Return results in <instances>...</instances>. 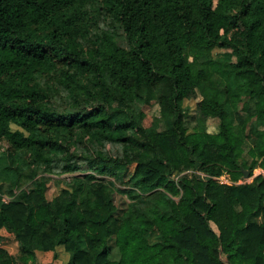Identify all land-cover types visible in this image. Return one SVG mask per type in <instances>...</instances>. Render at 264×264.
<instances>
[{"label": "trees", "instance_id": "1", "mask_svg": "<svg viewBox=\"0 0 264 264\" xmlns=\"http://www.w3.org/2000/svg\"><path fill=\"white\" fill-rule=\"evenodd\" d=\"M255 168L264 0H0V264H264Z\"/></svg>", "mask_w": 264, "mask_h": 264}, {"label": "rangeland", "instance_id": "2", "mask_svg": "<svg viewBox=\"0 0 264 264\" xmlns=\"http://www.w3.org/2000/svg\"><path fill=\"white\" fill-rule=\"evenodd\" d=\"M188 102H190L191 104H194L196 102V100H192V101H188ZM192 113H193V109L191 112H189V114H188V116H186V118L189 120L192 119L193 118ZM207 127L209 130H213L215 128V122L212 119H209V121L207 123ZM257 171H260L259 168L258 169L255 168L253 171V174L248 175V177L245 178V180H247V181L251 180L254 177V174L258 173ZM51 177H52V179L48 182V187L46 190L47 198H51L53 192L56 191L55 186H54L55 175H52ZM216 179H218L221 182H227V183L231 182V180L229 179V177L226 174H223L220 177H216ZM4 197H7V196L4 195ZM113 198H114L113 201L117 207V211H119L120 209H122L125 206L127 199H126L124 194L116 192L114 194ZM212 227L216 228V226L214 224H212ZM2 233L4 235L6 234L7 236H9L8 239L5 241V247H7L9 249V251L15 252L17 250V243L14 240H12L11 235L8 232H6L5 230H2ZM155 238H156V235H154V234L149 235V239L151 241L154 240ZM64 256H65V258H67V256H68L67 253L64 252ZM34 264H61V260H60V258H54L53 253L51 251H39V250H37L36 251V262Z\"/></svg>", "mask_w": 264, "mask_h": 264}, {"label": "built area", "instance_id": "3", "mask_svg": "<svg viewBox=\"0 0 264 264\" xmlns=\"http://www.w3.org/2000/svg\"><path fill=\"white\" fill-rule=\"evenodd\" d=\"M260 172L264 173V170H260V171H258V173H260ZM221 176H222V175H221ZM219 177H220V176H219ZM226 183H227V182H226ZM2 198H3L4 201H7V199H8L7 197H4V196H3Z\"/></svg>", "mask_w": 264, "mask_h": 264}, {"label": "water", "instance_id": "4", "mask_svg": "<svg viewBox=\"0 0 264 264\" xmlns=\"http://www.w3.org/2000/svg\"><path fill=\"white\" fill-rule=\"evenodd\" d=\"M247 177H248V171L244 170V178H247Z\"/></svg>", "mask_w": 264, "mask_h": 264}, {"label": "crops", "instance_id": "5", "mask_svg": "<svg viewBox=\"0 0 264 264\" xmlns=\"http://www.w3.org/2000/svg\"><path fill=\"white\" fill-rule=\"evenodd\" d=\"M258 169V168H257ZM259 170H263V169H261V168H259ZM258 172V171H257Z\"/></svg>", "mask_w": 264, "mask_h": 264}]
</instances>
